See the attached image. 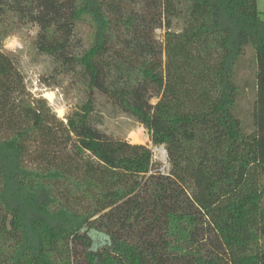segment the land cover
<instances>
[{
  "label": "trees",
  "instance_id": "1",
  "mask_svg": "<svg viewBox=\"0 0 264 264\" xmlns=\"http://www.w3.org/2000/svg\"><path fill=\"white\" fill-rule=\"evenodd\" d=\"M31 22L83 97L65 122L0 49V264H264V135L237 112L242 57L264 59L257 0H0V40ZM99 96L169 175L97 126Z\"/></svg>",
  "mask_w": 264,
  "mask_h": 264
},
{
  "label": "rangeland",
  "instance_id": "2",
  "mask_svg": "<svg viewBox=\"0 0 264 264\" xmlns=\"http://www.w3.org/2000/svg\"><path fill=\"white\" fill-rule=\"evenodd\" d=\"M257 2L261 18L264 20V0H257ZM139 6L141 9L142 6ZM154 16L159 18L155 14ZM167 21L168 19L164 17L161 21L162 25L158 24L154 31L155 39L160 44L163 42ZM183 26L184 22L181 18H171L172 30H181ZM38 32L39 27L36 23L23 24L12 34L0 40V49L14 58L24 77L26 97L29 100L44 98L57 116L66 122L67 116L76 109L78 102L82 99V91L73 82L71 75L58 71V63L53 57L37 50L35 40ZM85 39L86 29L80 27L73 37L71 51L80 52L84 47ZM163 58H165L164 54ZM237 83L240 86L238 114L252 132L258 130L264 135V59L260 60L252 48H247L238 65ZM156 101V97L151 98L152 103ZM98 103L97 126L110 137L148 147L153 144L149 130L135 117L113 107L102 96L98 97ZM255 109L257 123L253 116ZM154 146L156 166L166 165V170L170 171V161L167 164L164 163L165 160H169L166 147L164 145ZM262 183L264 185V175ZM261 245L264 248V236L261 239Z\"/></svg>",
  "mask_w": 264,
  "mask_h": 264
},
{
  "label": "built area",
  "instance_id": "3",
  "mask_svg": "<svg viewBox=\"0 0 264 264\" xmlns=\"http://www.w3.org/2000/svg\"><path fill=\"white\" fill-rule=\"evenodd\" d=\"M147 147H148V146H147ZM153 147H155L153 144H151V146L148 147V148L151 149L152 153L154 152V148H153ZM154 156H155V155H154V153H153V162L156 161V160L154 159ZM168 161H169V160H165L164 163L167 164ZM154 163H155V162H154ZM156 171L160 172L162 175H169V171L166 170V165H165V166H162V165H161V166H158L157 168L152 167L151 170H150V174L153 173V172H156Z\"/></svg>",
  "mask_w": 264,
  "mask_h": 264
},
{
  "label": "bare ground",
  "instance_id": "4",
  "mask_svg": "<svg viewBox=\"0 0 264 264\" xmlns=\"http://www.w3.org/2000/svg\"><path fill=\"white\" fill-rule=\"evenodd\" d=\"M14 44V41L12 42V45ZM139 140V139H138Z\"/></svg>",
  "mask_w": 264,
  "mask_h": 264
},
{
  "label": "crops",
  "instance_id": "5",
  "mask_svg": "<svg viewBox=\"0 0 264 264\" xmlns=\"http://www.w3.org/2000/svg\"><path fill=\"white\" fill-rule=\"evenodd\" d=\"M258 3V2H257ZM261 12V11H260Z\"/></svg>",
  "mask_w": 264,
  "mask_h": 264
}]
</instances>
